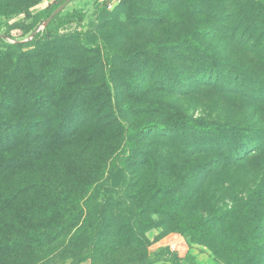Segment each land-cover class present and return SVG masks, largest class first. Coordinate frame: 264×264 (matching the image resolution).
<instances>
[{
    "label": "rangeland",
    "instance_id": "374dc122",
    "mask_svg": "<svg viewBox=\"0 0 264 264\" xmlns=\"http://www.w3.org/2000/svg\"><path fill=\"white\" fill-rule=\"evenodd\" d=\"M53 1L0 0V34L27 38L23 25L34 24ZM163 2L72 0L61 15L77 11L84 19L61 28L62 39L22 47L20 54L0 46L4 118L18 124V138L51 141L19 174L0 176V188L28 189V197L40 196L45 205L56 204L52 190H63L71 198L61 199V211H70L72 198L79 199L80 219L100 233L95 264H171L170 258L181 264H233L240 234L252 246H264V221L241 214L249 197L259 196L258 205L264 195V153L230 167L199 157L192 165L217 167L206 174L193 166L185 183L186 169L174 163L178 152L171 143L133 130L152 122L171 126L187 116L264 132V104L190 81L200 68L196 53L164 47L191 38L237 72L254 81L264 77V62L241 45L243 36L233 40L227 31L220 33L224 23L208 14L212 8L249 15L244 37L264 45V0H200L190 12ZM33 94L39 100L33 102ZM120 156H128L122 168ZM165 188L176 193L164 195ZM59 218L40 211L26 229L19 227L26 221L0 218V264L75 263L79 242L72 228L56 233ZM48 223L55 224L51 234L44 231ZM257 226L263 229L253 232Z\"/></svg>",
    "mask_w": 264,
    "mask_h": 264
},
{
    "label": "trees",
    "instance_id": "16d2710c",
    "mask_svg": "<svg viewBox=\"0 0 264 264\" xmlns=\"http://www.w3.org/2000/svg\"><path fill=\"white\" fill-rule=\"evenodd\" d=\"M65 1L66 0H54L38 14L34 24L23 25L28 36ZM199 1L200 0H164L162 6L177 7V9H181V11L190 12L199 5ZM62 12L58 14L42 32L35 34L31 42L23 45L11 44L7 42L5 38L0 37V46L20 54L22 47L34 44L44 46L47 43L62 39V36L59 34L61 28L72 22L81 25L84 19V15L77 11H72L63 16L61 15ZM26 14L28 15L27 17L30 16V13L26 12ZM208 14L213 20L217 22L222 21L224 23V27L226 28L220 33L223 34L227 31L230 33L229 35L233 40L237 37L241 40V36H243L242 42H240L242 43L241 45L247 46L251 54L256 56L258 60L264 62V45H261L258 39H252L249 36L244 37V35L248 33V29H250L249 24H246L247 21L244 22L245 19L250 18L249 15L243 14L239 10H233L227 13L225 11L219 12L217 9L212 8H208ZM251 29L254 31L257 30L256 27ZM202 31L203 30L199 28L196 32L202 34ZM236 33H238V36H236ZM3 36L9 37L4 34ZM164 47L169 49H180L183 47L184 49L196 53L195 55L200 63V68L191 74L190 81L194 80L196 83L203 86L214 85L225 93H239L243 100L257 106L264 104V77L258 76L254 81L249 78L246 73L241 71V69L237 72L233 64L229 66L227 62L223 60L224 58H222V56L211 52L210 49L202 43L191 38L183 39L178 43L172 42ZM11 75L13 74L11 73ZM148 76V80L152 79L153 73L150 72ZM172 81L174 80H169L170 83ZM36 100H39V96L37 95L33 102ZM1 103L2 101H0V105ZM7 119L6 117L4 118L0 110V176L4 177L19 174L21 172V167L33 161L34 158H39L43 150L51 145V141L39 143L32 138H18L19 135L15 133V130L18 129V124H11ZM133 131L135 134H138L139 137H156L162 141L171 143L173 148L178 152L177 160H174V163H178V165H182L181 167L186 169L183 173L184 175H182L185 183L189 180V175L194 172L191 171V167L193 166L196 167L195 169L197 172L199 169V173L206 172L207 174L213 167L215 168V164H219V167H230L240 162L244 163V161L248 159L261 158V155L264 153V132L262 128H240L236 125L224 124L216 121L203 122L201 119H194L186 116L178 119L171 126H163L159 123L152 122ZM127 133L132 135V130H127ZM60 139L62 138H58L56 141ZM58 143H60V141ZM202 156H208L214 159L215 164H212V168L207 164L199 165V168L196 164L192 165L195 163L192 161ZM127 160L128 156H120L118 158L119 167L122 168ZM178 160L181 162H178ZM162 185L168 186L167 184ZM12 188L11 190L0 188V191L8 193L6 195H2L4 193L0 194V218L8 219L11 217L13 219L12 222H17L19 219L21 221H26L25 226H19L26 229L32 228L28 226L31 223L30 219L35 217L40 211H46L49 215L53 216L57 215L60 217L58 222L61 226L58 227L56 233L61 234L64 230L72 228V235L76 237V241L79 242V250L75 252V257L78 260L73 264H80L86 261H90L89 264H95V244L97 242L96 238L100 236V233H96V231H98L97 227L88 224V219H80L83 213L81 207L83 203L80 206L79 199L77 201V199L75 200L72 198V201H74L71 203L72 206L70 205L72 210L70 208V211H65L66 209L61 211V204H59L61 199L65 201L67 197L71 198V196L65 194L63 190H58L57 192L52 190L50 194L54 193L53 196L56 198V204L51 201L53 204L45 205L43 202H40V196L28 197V189H20L19 187ZM32 189L33 188L30 190ZM162 192L164 195L176 193L167 190V188L163 189ZM258 197L257 195L249 197L245 201V206L242 208L241 214L248 216L255 215L257 223L260 224L264 221V195L261 196V200L257 205L259 200ZM22 199H24L23 205L21 204ZM87 203L88 201L85 200L84 206L86 209H90V206L88 207L89 203ZM68 213H70L71 216H69ZM65 217L67 221L64 220ZM49 219H51V217H49ZM54 226L55 224L48 223L44 231L49 230L48 234H51L52 232L50 233V229ZM257 227L258 229L253 230V232L263 229L259 226ZM246 229H250V227L246 226ZM262 231L264 232V230ZM31 235H34V233L32 232ZM243 235L245 234L242 233L239 235L240 248H238L233 257V264H264V246H252ZM26 237L28 238L31 236L27 235ZM53 241L54 239L51 237L49 243ZM168 262L171 264H181L175 258H170ZM153 263L154 262H151L149 264Z\"/></svg>",
    "mask_w": 264,
    "mask_h": 264
},
{
    "label": "water",
    "instance_id": "95a60500",
    "mask_svg": "<svg viewBox=\"0 0 264 264\" xmlns=\"http://www.w3.org/2000/svg\"><path fill=\"white\" fill-rule=\"evenodd\" d=\"M72 0H66L63 4H61L58 8H56L48 18H46L45 20H43L38 26L37 28L25 39L23 40H15L12 39L10 37H4L3 35H0L1 38H5L9 43L11 44H26L32 41V39L34 38L35 34L42 32L48 25L49 23L58 15L60 14L65 8L66 6L71 2Z\"/></svg>",
    "mask_w": 264,
    "mask_h": 264
},
{
    "label": "built area",
    "instance_id": "2783aa9c",
    "mask_svg": "<svg viewBox=\"0 0 264 264\" xmlns=\"http://www.w3.org/2000/svg\"><path fill=\"white\" fill-rule=\"evenodd\" d=\"M107 7H108V9H111L112 6H111V4H108ZM60 32H61V31H60Z\"/></svg>",
    "mask_w": 264,
    "mask_h": 264
}]
</instances>
